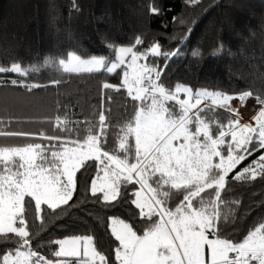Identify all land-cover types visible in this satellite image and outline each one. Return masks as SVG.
Wrapping results in <instances>:
<instances>
[{"label": "snow or ice", "instance_id": "obj_1", "mask_svg": "<svg viewBox=\"0 0 264 264\" xmlns=\"http://www.w3.org/2000/svg\"><path fill=\"white\" fill-rule=\"evenodd\" d=\"M186 2L197 5L201 0ZM72 8L79 11L76 0ZM150 11L161 12L155 6ZM143 42L141 36L128 45L105 41L107 55L83 56L70 50L44 57L42 62L0 64V87H19L28 93L47 87L40 82L44 69L57 74L48 81L54 85L62 83L65 74L118 75L119 85L104 82L102 88L124 89L134 102V114L118 126V147L112 151L104 147L111 127L108 109L100 111L96 124L71 121L67 113L56 116V126L66 132L63 137L10 131L12 123L19 121L0 117V137L38 136L42 141L0 144V264H112L93 235L49 240V256L38 250L43 244L32 246L44 230L45 217L59 216L65 206L72 207L69 201L77 190V173L90 167L89 162L98 169L91 181L92 196L100 201L97 193H101L105 207L111 208L133 186L131 203L139 210L134 215L145 224L138 234L125 220L108 217L110 234L118 242L116 264H264V221L240 239L220 231L222 223H236L233 206L240 204L222 196L230 183L264 179V90L230 94L219 89L193 90L180 82L169 88L162 76L168 62L181 56L180 49L163 51L159 42H153L139 50ZM225 51L221 43L212 55ZM191 56L201 58L202 52L194 49ZM154 58L165 60L163 68ZM9 73L15 75L9 77ZM249 99L255 100V115L252 122H242L239 108ZM220 109L230 114L226 123L216 116ZM81 123L89 125L83 138L79 136ZM255 152L261 154L230 177ZM177 197L182 199L171 207ZM33 209V225L39 221L35 234L29 227ZM53 244L58 248L52 250Z\"/></svg>", "mask_w": 264, "mask_h": 264}, {"label": "trees", "instance_id": "obj_2", "mask_svg": "<svg viewBox=\"0 0 264 264\" xmlns=\"http://www.w3.org/2000/svg\"><path fill=\"white\" fill-rule=\"evenodd\" d=\"M72 3L73 0H0V64L42 62L44 57L64 55L70 50L83 56L107 55L105 41L128 45L141 36L144 42L137 46L139 50L153 42H159L163 51L180 49L181 56L168 62L162 76L169 88L180 82L193 90L219 89L230 94L245 89L264 90V76H261L264 73V0H201L197 5L186 0H76L79 11L72 8ZM153 6L161 10L159 15L151 13ZM182 19L187 23L181 24ZM189 27H192L191 33ZM221 43L226 51L214 57L212 53ZM194 49L202 52L201 58L191 56ZM154 60L163 68V58ZM39 75L40 82L47 87L31 93L14 86L0 87V117L19 121L13 122L7 130L63 137L66 132L56 126V116L64 117L67 113L71 121L96 124L100 111L108 109L106 114L111 127L104 147L108 151L118 147V126L134 114V102L126 90L102 88L104 82L119 85L118 75L65 74L59 85L48 83L57 75L53 70L44 69ZM229 115L222 109L216 112L224 123ZM88 126L79 124L81 138ZM29 142L42 141L38 136L0 137V144L4 145ZM260 154L255 152L249 156L230 177ZM89 164L90 167L77 173V190L69 201L72 207L65 206L59 216L45 217L44 230L35 236L32 246L43 244L38 250L49 256V240L93 235L98 249L116 264L114 247L118 242L110 234L108 217L125 220L138 234H142L145 224L134 215L139 210L131 203L133 186L129 185L124 200L111 208L105 207L100 193H97L100 201L92 196L91 181L96 178L98 169L93 162ZM222 196L229 201H240L239 206H233L236 207V223L220 225L223 236L240 239L250 228L264 221V179L258 177L251 183L231 182ZM180 199L182 197H177L170 206L174 207ZM34 215L33 209L29 214V227L35 234L39 221L33 225ZM57 247L51 245L52 250Z\"/></svg>", "mask_w": 264, "mask_h": 264}, {"label": "built area", "instance_id": "obj_3", "mask_svg": "<svg viewBox=\"0 0 264 264\" xmlns=\"http://www.w3.org/2000/svg\"><path fill=\"white\" fill-rule=\"evenodd\" d=\"M233 105L238 106V102L237 101L233 102ZM254 105H255V100L249 99L246 106L239 108V113L242 118V122H251V118L253 117V115H255ZM258 107L259 106L256 105V108Z\"/></svg>", "mask_w": 264, "mask_h": 264}, {"label": "rangeland", "instance_id": "obj_4", "mask_svg": "<svg viewBox=\"0 0 264 264\" xmlns=\"http://www.w3.org/2000/svg\"><path fill=\"white\" fill-rule=\"evenodd\" d=\"M184 98V96H183V94H181V99H183ZM233 102H235V101H233ZM252 122V121H251ZM254 123V122H253ZM103 175V174H102ZM101 175V176H102ZM101 194V193H100ZM102 195V194H101ZM211 238V237H210ZM58 248V247H57Z\"/></svg>", "mask_w": 264, "mask_h": 264}]
</instances>
